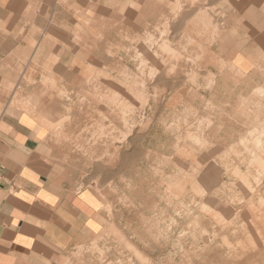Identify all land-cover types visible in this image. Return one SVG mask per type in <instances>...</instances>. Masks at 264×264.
Instances as JSON below:
<instances>
[{
	"label": "rangeland",
	"instance_id": "374dc122",
	"mask_svg": "<svg viewBox=\"0 0 264 264\" xmlns=\"http://www.w3.org/2000/svg\"><path fill=\"white\" fill-rule=\"evenodd\" d=\"M149 1L152 19L137 2L136 16L126 20L137 32L121 33L127 40L115 46L134 65L105 66L120 73L110 86L97 66L71 65L64 43L30 33L34 18L38 32L47 30L48 0H0V125L11 108H35L48 93L56 116L47 125L51 149L73 175L88 173L90 184L101 175L106 200L103 229L52 264H264V86L254 88V100H233L227 118L235 128L245 122L241 138L213 130L217 115L192 108L185 92L192 83L152 82L161 75L178 82L183 71L192 81L194 22H202L197 42L219 30L207 0ZM196 5L205 7L194 18ZM39 42L52 50L40 57L23 48ZM219 65L217 73L241 79L230 62ZM77 68L83 80L74 84ZM202 102V110L213 109Z\"/></svg>",
	"mask_w": 264,
	"mask_h": 264
},
{
	"label": "crops",
	"instance_id": "0c3cea01",
	"mask_svg": "<svg viewBox=\"0 0 264 264\" xmlns=\"http://www.w3.org/2000/svg\"><path fill=\"white\" fill-rule=\"evenodd\" d=\"M148 1L48 0L44 9L50 14L47 30H36L40 29L36 18L33 19L35 26L28 29L32 34H48L64 43V56L71 65L101 64L103 67L105 49L122 45L115 36L136 34L137 30L126 20L136 16L137 2L143 18H152L153 8ZM206 3L219 30L214 37L203 34L197 42L196 32L202 29V22L199 26L194 22L192 54L195 62L188 65L193 67L192 81L183 71L178 82L171 76H159L152 82L171 79L174 83H192L191 87L186 85L185 92H190L194 111L199 115H217L213 130H233L235 141L248 127L244 129L245 122H242L235 123V128L227 118L238 105L233 100H254V88L264 86V0H207ZM121 4L125 5L123 17ZM204 7L194 6L193 17ZM54 19L63 26L52 25L57 22ZM23 48L26 52L37 51L40 57L44 51L52 50L41 42L33 48L27 45ZM220 61L236 67L242 74L241 79L234 81L228 73H217ZM54 67L59 70V63ZM184 68L189 70L186 65ZM71 76L74 84L83 80L81 69L77 68ZM207 78H210L208 83ZM231 82L240 84L236 85L239 92L231 90ZM183 93L179 92L181 96ZM51 99L47 93L35 108H11L9 118L0 125V264H52L104 226L106 200L100 191L103 188L101 175L97 176L96 184H90L88 173L73 175L72 167L64 164L62 155L51 149L47 125L56 117ZM206 99L221 109L206 106V110H202L201 106L205 105L202 100ZM232 141L217 144L228 146ZM101 167L103 165H98V169ZM117 171L121 172L120 166Z\"/></svg>",
	"mask_w": 264,
	"mask_h": 264
},
{
	"label": "bare ground",
	"instance_id": "6f19581e",
	"mask_svg": "<svg viewBox=\"0 0 264 264\" xmlns=\"http://www.w3.org/2000/svg\"><path fill=\"white\" fill-rule=\"evenodd\" d=\"M137 13V12H136ZM124 19V18H123ZM133 19V18H132ZM152 19V18H151ZM157 19H159V18H157ZM122 21V20H121ZM143 21V20H142ZM151 22V21H150ZM152 25V24H151ZM119 37V38H118ZM118 37L117 36H115V38L116 39H119L120 40V43L122 44V42H125V40H127L126 39V37L127 36H125V35H118ZM104 38V37H103ZM128 39L130 40V37L128 36ZM134 39V38H133ZM106 40V39H105ZM113 40V39H112ZM152 40V39H151ZM107 41V40H106ZM116 42V41H115ZM113 43V42H112ZM111 43V44H112ZM107 44H108V41H107ZM113 45H114V43H113ZM106 46V45H105ZM109 48H107V49H105V55H106V57H108L109 58V62H104V66L103 67H101L102 65L101 64H99V65H97V67L99 66V68H100V70H98V76H106V77H109V79H105V80H107L108 81V84H110V86H112L113 84H115L116 82L114 81V78L113 77H119L120 78V73H118V74H115L114 72H112L110 69H107L105 66H110V67H115V66H121V65H126V66H132V65H134V64H129V63H131V62H129V61H131V55L130 54H128V55H126V53H124L123 51H122V49H120V48H115L114 46H108ZM171 50V49H170ZM153 56V55H152ZM155 59V58H154ZM129 62V63H128ZM192 68V67H191ZM97 69V68H96ZM182 69H183V67H182ZM85 72H86V70H85ZM108 74H107V73ZM209 72V71H208ZM167 73V72H166ZM84 74V73H83ZM170 74V73H169ZM174 74V73H173ZM177 75V74H176ZM163 75H161V77H162ZM153 78V77H152ZM90 80V79H89ZM120 80H121V78H120ZM157 86V85H156ZM163 89V88H162ZM148 92V91H147ZM158 92V91H157ZM155 94H156V92H155ZM102 105V104H101ZM100 105V106H101ZM149 123V122H148ZM146 127V126H145ZM143 129V128H142ZM196 137V136H195ZM240 137V136H239ZM179 143V142H178ZM111 145V144H110ZM114 145V144H113ZM113 145H111L110 147H112ZM108 146V145H107ZM116 148H117V146H116ZM118 151V150H117ZM200 160V159H199Z\"/></svg>",
	"mask_w": 264,
	"mask_h": 264
}]
</instances>
